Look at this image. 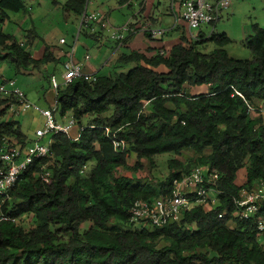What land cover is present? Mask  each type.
Masks as SVG:
<instances>
[{
    "label": "trees",
    "instance_id": "obj_1",
    "mask_svg": "<svg viewBox=\"0 0 264 264\" xmlns=\"http://www.w3.org/2000/svg\"><path fill=\"white\" fill-rule=\"evenodd\" d=\"M87 1L68 0L63 8L82 16ZM25 7L24 0H0V18ZM231 41L227 33L201 31L163 54L124 52L117 63L133 65L126 71L59 89L60 114L75 117L80 135L55 134L50 155L34 160L8 198L0 195V212L18 220H0V264H264L255 221L234 215L240 189L264 181V113L250 109L264 105V28L253 24L245 39L251 59L230 56ZM209 42L216 48L201 51ZM51 60L49 47L36 59L0 30V64L16 74ZM201 86L207 90L191 91ZM12 102L0 101V139L24 149L30 139L20 121L4 119ZM107 127L127 141L123 150L114 148ZM185 152L192 157L170 159L157 184L124 173L156 155ZM196 166L218 174L216 200L161 227H135L133 203L171 194L174 181ZM42 168L51 172L48 180L39 176ZM31 215L26 227L21 221Z\"/></svg>",
    "mask_w": 264,
    "mask_h": 264
},
{
    "label": "built area",
    "instance_id": "obj_2",
    "mask_svg": "<svg viewBox=\"0 0 264 264\" xmlns=\"http://www.w3.org/2000/svg\"><path fill=\"white\" fill-rule=\"evenodd\" d=\"M181 17L185 21L189 32L200 26L216 24L224 10L231 7V0H182ZM178 17L176 16V19ZM111 32L110 37L118 43H124L127 35L133 32L134 27L130 22L121 27H114L108 16L102 12H88L85 10L81 16V30H94V24ZM141 29L151 37H158L165 34V30L156 29L150 23H144ZM64 43L65 39H61ZM160 53L166 51L160 50ZM68 59L64 64L61 80L52 79V85L57 91L54 104L50 108H42L32 102L21 89L15 79H9L0 84V101L12 97L8 113L11 117L19 116L27 111H34L45 118L43 127L35 132V138L24 148L15 145L7 137L0 139V162L3 168L0 170V195L9 197V191L16 186L20 175L28 169L35 159L45 158L51 153V145L55 134L71 135L77 127V120L73 115L62 116L60 114L58 91L77 80L94 82L97 74L87 72L82 63L74 60V48L69 51ZM90 56L86 57L89 60ZM260 112L264 113V105L260 106ZM253 112L256 110L250 107ZM59 117L61 118H58ZM106 132L111 136L107 127ZM79 133L75 139L79 137ZM112 142L116 150H123L127 141L118 139L112 135ZM86 168V167H85ZM39 176L48 180L51 172L42 168ZM217 173H209L201 166L194 167L190 173L181 179L174 181L173 191L169 195L161 196L154 201L143 199L136 200L131 208V222L142 224V226L161 227L172 220L178 219L184 211L190 210L194 205L209 206L210 202L216 200L219 193L214 189ZM236 211L234 215L241 220H254L259 234L264 237V181H258L253 188L243 187L239 196L234 200ZM0 220L18 222L7 213L0 212Z\"/></svg>",
    "mask_w": 264,
    "mask_h": 264
},
{
    "label": "rangeland",
    "instance_id": "obj_3",
    "mask_svg": "<svg viewBox=\"0 0 264 264\" xmlns=\"http://www.w3.org/2000/svg\"><path fill=\"white\" fill-rule=\"evenodd\" d=\"M26 2V7L20 12L7 11V16L3 19L0 18V30L14 35L19 41L24 40L27 42H35L32 47H30L31 52L35 56H40L43 54L44 47L47 46V43L50 45H58L59 38L64 35H69L70 39L72 37V32H66L64 27L66 18L65 12L59 8L58 5H53L51 0H24ZM142 1V0H141ZM155 0H149L147 5H152ZM171 0H162L160 5V13L169 14V6ZM98 5H102L99 3ZM95 5V6H98ZM94 6H91V9ZM105 7V5H104ZM176 16L178 17L175 20L177 21V28L175 32L167 35L165 40L168 42L172 38L179 39L183 35L187 36V28L185 21L181 17L182 7L177 6ZM148 14L150 13V8L148 7ZM72 15L74 24L76 26V16ZM160 14H157V16ZM122 18V17H121ZM124 20V17L122 18ZM253 24H259L264 28V0H231V7L227 10H224L221 14V19L216 23L215 30L211 25H202L199 28L193 29L191 33L197 35L199 31H204L207 35L212 31L216 33H227L231 38V43L228 44L225 49L228 51L230 56L237 59H251L252 53L250 49L245 44V38L243 31L251 30ZM35 31L43 32V36L40 40H37ZM190 33V32H189ZM37 40V41H36ZM173 42V40H171ZM27 42L22 43L23 46H27ZM25 46V47H26ZM34 46V47H33ZM168 52L171 47L167 44ZM28 49V47H26ZM37 48V49H36ZM216 48L214 43L209 42L205 46H201L200 50L203 52H210ZM92 54H96L95 50H92ZM133 66V65H132ZM131 67V64L128 66L115 68V73H120L126 71ZM165 67H161V70L165 71ZM112 69L102 71V73H109ZM30 82L26 78H30ZM29 76H17L14 69L11 68V65L6 63L0 64V84L4 79L14 78L17 80L23 90L29 93L30 99L33 98L40 105H46L47 103L44 100V96L50 86V79L44 78V73H33ZM60 79V76L58 77ZM45 87V90L43 89ZM33 99L31 101L33 102ZM263 105V104H261ZM259 110V108H257ZM258 110H254L253 114L256 115ZM32 113V116L28 114ZM6 120V118H4ZM10 119V117H9ZM14 120L20 121L22 125V130L27 136L32 139L35 138V132L38 128L43 127L45 123V118L34 112H27L25 114L15 116ZM84 124H87L89 121L88 117L84 118ZM78 131V130H77ZM192 153L185 152L183 155H174L170 153L159 154L154 156L153 161L143 160L141 163V168L138 171H124L125 174L137 177L141 181H149L151 183L157 184L161 179L168 176L170 172L169 160L178 159L180 161H188L192 157ZM129 166L133 167L136 161L135 155L129 158ZM89 167V166H88ZM129 170V169H128ZM179 217V216H178ZM26 227L32 226V215L25 216L21 221ZM231 226H235L233 223H230ZM88 224H83V228L87 227ZM142 224H135V227H141Z\"/></svg>",
    "mask_w": 264,
    "mask_h": 264
},
{
    "label": "crops",
    "instance_id": "obj_4",
    "mask_svg": "<svg viewBox=\"0 0 264 264\" xmlns=\"http://www.w3.org/2000/svg\"><path fill=\"white\" fill-rule=\"evenodd\" d=\"M53 5H58L59 8L63 12H65V24L64 27L66 29V32H72V37L70 39L69 35H62L59 38L58 45H50L47 43V46L44 47L43 54L40 56H35L30 50V47L35 44V42H27L24 40H21V43L27 42L28 49L32 53L33 57L36 59H40L44 56L47 47H49L50 52L52 53V56L54 60H51L45 65H42L40 69H29L24 71L26 74H23L20 72L19 74H16L17 76H29L30 74L33 73H39L42 72L46 75H44V78L46 76L50 77V86L48 87V90L44 96V100L47 103L46 105H40L36 100L33 98V102L37 103L40 105L42 108H50L53 106L57 91L54 89L52 85V79L57 78L58 80H61L62 73L64 70V64L66 60L68 59V53L70 50L74 48V60L78 63H82L84 65V68L87 72L91 74H113L115 73L114 69L115 68H120L124 66H119L118 67V59L121 56L122 53L128 52V51H139L147 56H152L156 54L160 50H166L167 49V44H169V47H172L173 45L179 43L183 37H186L187 39L190 38H195L198 39V36L200 35L201 31L197 35L194 33H189L187 31V36L183 35L182 38L176 39L172 38L168 42L165 40V37L167 35L172 34V32H175L177 28V21L175 20L176 16V8L177 6L182 3V0H171V4L169 6V14H162L160 13V8L162 5H160V2L162 0H155L152 5H147L149 0H88L87 1V6L86 10L88 12H102L106 16L109 17L111 24L114 27H121L125 25L126 23L130 22L132 26L134 27L133 32L129 33L127 35V40L124 41V43H116L111 37L110 34L111 32L107 29H104L101 27L99 24H94V30L90 31H84L81 30L80 25H81V16L76 15L73 12H67L63 8V5L68 1V0H51ZM165 1V0H164ZM101 3L102 5H98ZM98 5V6H95ZM105 5V7H104ZM91 6H94L91 9ZM148 7L150 8V13L148 14ZM74 14L76 16V26L75 22L72 19V15ZM157 14H160L157 16ZM124 17V20L122 18ZM221 19V18H220ZM144 23H150L152 27L156 29H163L165 30V34L162 36L158 37H151L148 33H145L142 29L141 26ZM186 24V23H185ZM216 25V24H215ZM215 25L213 26V30H215ZM187 26V25H186ZM188 28V27H187ZM205 33L204 31H202ZM37 40H40V38L43 36V32H37L35 31ZM244 38L250 36L252 34V27L250 32L244 30L243 31ZM209 35V34H208ZM17 39V38H16ZM61 39H65V42L62 43ZM18 40V39H17ZM36 40V41H37ZM42 40V38H41ZM173 40V42L171 41ZM34 47V46H33ZM37 49V48H36ZM92 50L96 51V54H92ZM90 56L89 60L86 59L87 56ZM132 66V65H131ZM13 69V68H12ZM112 69L109 73H102V71ZM60 76V79L58 78ZM9 79H14V78H9ZM7 79H4L1 83L6 82ZM30 78H26L27 81L30 82ZM16 80V79H15ZM17 82V80H16ZM17 85L21 88L22 86L19 85L17 82ZM45 90V87H43ZM207 90L206 86H201V87H194L191 89L193 93H199V92H204ZM25 91V90H24ZM27 97L30 99L29 93L26 92ZM30 99V100H31ZM29 112H34V111H27ZM24 112L23 114L27 113ZM35 113V112H34ZM22 115V114H21ZM33 114L30 113L28 116H32ZM13 119L9 115V113L6 114L4 118L6 120ZM58 118L59 115H58ZM61 119V118H60ZM21 123V122H20ZM78 127H76L71 135L73 137H76L78 135ZM30 139V138H29ZM34 138L30 139L31 141ZM241 183V182H240Z\"/></svg>",
    "mask_w": 264,
    "mask_h": 264
}]
</instances>
